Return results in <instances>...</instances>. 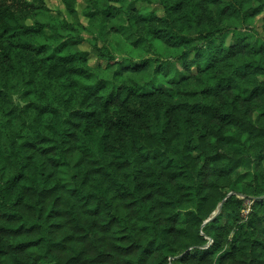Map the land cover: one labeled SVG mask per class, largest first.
Returning <instances> with one entry per match:
<instances>
[{"label": "trees", "instance_id": "obj_1", "mask_svg": "<svg viewBox=\"0 0 264 264\" xmlns=\"http://www.w3.org/2000/svg\"><path fill=\"white\" fill-rule=\"evenodd\" d=\"M60 2L0 0V264H264V170L244 225L227 177L264 153V0ZM141 45L199 90L142 85Z\"/></svg>", "mask_w": 264, "mask_h": 264}, {"label": "rangeland", "instance_id": "obj_2", "mask_svg": "<svg viewBox=\"0 0 264 264\" xmlns=\"http://www.w3.org/2000/svg\"><path fill=\"white\" fill-rule=\"evenodd\" d=\"M46 3L51 9L62 8V4L60 0H46ZM252 4L253 6H255L256 2H253ZM249 11H250V14H253L252 9H250ZM263 17H264V12H262L259 15L253 16L251 27L254 29L257 28L260 32H262ZM233 33H234L233 30H227L223 32L221 36H218V39L216 38V40H214L213 43L215 45H221L224 42L226 44L225 46H230L232 43H235V37L232 38ZM250 33L251 35L256 36V33L254 31H251ZM260 36L262 39H264L263 38L264 36H262L261 34ZM138 50H140L139 54H138ZM138 50H136V53L138 54V64L141 63V59H151V61H149L147 64L148 72L145 73L144 79L142 81V85H146L154 81H157L158 83L155 86L163 85L167 92L174 94L176 96L180 95L181 91H183V95L187 96L188 95L187 91L199 90L198 86H193V87L184 86L183 89H180L178 87L181 81H184L186 79L185 64L182 60H179L176 58L179 53L178 50L176 49L162 50L161 46H159L158 48L157 47L152 48L151 46H148V45H141L138 47ZM160 52L161 53L163 52L162 56L158 54ZM117 55H118L119 60H122L124 57L123 53L120 51L118 52ZM161 58L164 59L163 63H166V64L163 66L161 70H157L160 64L159 59ZM132 61H134V58L132 59ZM202 87H205V85H202ZM258 113H261V110H257L256 113H254L255 114L253 116L254 119ZM239 152L245 154L244 165L243 167H240L235 172L228 173L227 177L229 178V181H231V184H233L232 187H235L236 189H238V192L236 190V194L238 197V201L241 202V205L243 208L242 213H241V220H242V224L244 225L246 222L245 219L248 213L252 210V206L254 205V202L256 199L247 197L242 194L251 193L253 191L257 173H261V171L264 170V153H262L260 156H254L253 146H250L248 150H239ZM228 190H229L228 195L231 196L234 192H232L230 189ZM189 212H190L189 209L179 210L177 217L180 218V222H179L180 225L182 224L186 225V223L188 222V218H189ZM215 213L216 211L212 215H215ZM218 214H216L217 217L219 216V219L217 220V222L219 223V225H222L227 221V219L226 217H223L222 215H218ZM208 223L210 224V222ZM206 224H204V226ZM239 231H240V226L238 230H235L230 236L231 240H234L238 236ZM208 239H209L208 244H206L205 246H202V248H208L209 245L212 243L211 242L212 240L209 237ZM176 248L178 249V247ZM168 260L171 263H174L176 260H178V256H169ZM49 263L50 261H47L44 259L40 260V264H49Z\"/></svg>", "mask_w": 264, "mask_h": 264}, {"label": "water", "instance_id": "obj_3", "mask_svg": "<svg viewBox=\"0 0 264 264\" xmlns=\"http://www.w3.org/2000/svg\"><path fill=\"white\" fill-rule=\"evenodd\" d=\"M228 196H229V195H228ZM225 200H226V198H225V199L219 204V206H218V208H217V210H216L215 215H212V217H210L209 219H207V220L204 222V224H206V223L212 221L213 218L216 216V214H218V213L221 211L222 206H223V203L225 202ZM204 224H203V225H204Z\"/></svg>", "mask_w": 264, "mask_h": 264}]
</instances>
